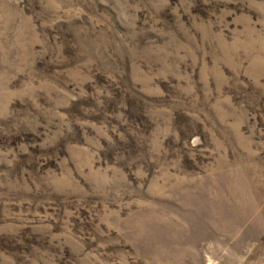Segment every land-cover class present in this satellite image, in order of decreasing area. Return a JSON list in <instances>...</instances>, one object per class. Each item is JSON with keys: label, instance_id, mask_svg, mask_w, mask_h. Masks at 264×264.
Here are the masks:
<instances>
[{"label": "rangeland", "instance_id": "rangeland-1", "mask_svg": "<svg viewBox=\"0 0 264 264\" xmlns=\"http://www.w3.org/2000/svg\"><path fill=\"white\" fill-rule=\"evenodd\" d=\"M0 264H264V0H0Z\"/></svg>", "mask_w": 264, "mask_h": 264}]
</instances>
